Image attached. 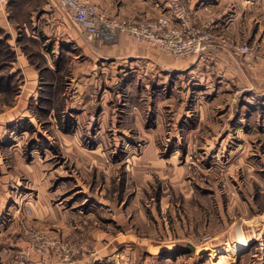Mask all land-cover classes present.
<instances>
[{
  "label": "rangeland",
  "instance_id": "374dc122",
  "mask_svg": "<svg viewBox=\"0 0 264 264\" xmlns=\"http://www.w3.org/2000/svg\"><path fill=\"white\" fill-rule=\"evenodd\" d=\"M50 1L0 0V264H264V1L218 30L180 0L204 65L170 79Z\"/></svg>",
  "mask_w": 264,
  "mask_h": 264
},
{
  "label": "crops",
  "instance_id": "0c3cea01",
  "mask_svg": "<svg viewBox=\"0 0 264 264\" xmlns=\"http://www.w3.org/2000/svg\"><path fill=\"white\" fill-rule=\"evenodd\" d=\"M87 1L96 4L102 11H104L106 14H108L110 17L116 20L130 21V22H139V21L154 19L162 14L167 13L166 11L168 8V0H87ZM50 2L60 13L59 16L60 19L64 20L66 19V17L70 19L69 15L59 7V5L55 0H51ZM191 3L194 7L196 16L199 17V19H204V20L208 19V21H212L214 27H216V29L218 30H223V29L234 30L235 28L237 29V27L244 19V17L248 19V22H251L252 20V4L254 3L252 0H244L243 2H241V0H191ZM48 10L49 8L45 7L44 8L45 13H41L39 16H37V14L36 13L34 14L33 12V14L31 15V19L33 20L39 19V21L40 19H44V17L48 15L49 12ZM57 23L60 22L57 21ZM258 33L263 35V41H264V26L263 29L262 27L259 26ZM121 39H122V42L120 43L122 45L121 49L125 50L124 54L128 55L126 56V63H130L131 65L134 64L139 65V63L144 64L146 62L149 63L148 61L149 56H145L147 55V53H144V51H142L144 49L141 50L139 47H135L134 50L132 51L128 47L127 44L128 42H125L127 38L122 37ZM95 42H97V45L101 46V48L99 49H97V47L94 48L92 50L93 55H95L96 58L98 59L105 58L104 56H106L107 52L110 51V49L107 50L108 47L107 42L105 41L104 38H100V37L97 38ZM124 45H127V47H124ZM155 46L151 45L150 47L151 49L149 51L156 52L158 58L156 57V61L154 65L161 68L160 72L162 73L159 75L165 74L166 79L167 78L170 79V76H172L175 73H180L182 71H187V73L189 74H194L197 71L201 70L202 69L201 67L204 65L202 58L196 61V58L191 59L187 57L183 58L182 59L183 62L179 64L178 62H176L175 59H173V57L168 55L164 50H162L158 46L156 47ZM196 55H198V53ZM227 55L229 54L227 53ZM113 63H115V61L110 62L109 65H112ZM248 240L250 241V243L252 242V239H248ZM235 245H236L235 243L231 245L230 250L233 253L247 251V250H241L235 252L233 249ZM227 248L228 245L226 246V249ZM249 248H252V246H250ZM216 251L217 250L214 249V252L213 251L212 252L216 253ZM224 253L226 252L224 251ZM243 259L240 264H243L244 261L246 260L245 257ZM237 261L238 260L234 258L232 259V262L229 260V262L232 264H237Z\"/></svg>",
  "mask_w": 264,
  "mask_h": 264
},
{
  "label": "built area",
  "instance_id": "2783aa9c",
  "mask_svg": "<svg viewBox=\"0 0 264 264\" xmlns=\"http://www.w3.org/2000/svg\"><path fill=\"white\" fill-rule=\"evenodd\" d=\"M7 1V0H2ZM60 8L84 29L89 40L105 37L114 38V29H127L137 41L159 46L173 58L197 53L200 45L196 34L189 30L186 10L179 0H168L167 13L154 19L127 24L118 22L102 11L97 5L87 0H56ZM123 23V24H119ZM112 29V30H111ZM238 50L247 55L252 54L248 44H240Z\"/></svg>",
  "mask_w": 264,
  "mask_h": 264
},
{
  "label": "bare ground",
  "instance_id": "6f19581e",
  "mask_svg": "<svg viewBox=\"0 0 264 264\" xmlns=\"http://www.w3.org/2000/svg\"><path fill=\"white\" fill-rule=\"evenodd\" d=\"M238 231H239V240L237 241L235 247H233L235 252L245 250V249L249 248L251 245L250 241L247 238H245V236L243 235L240 227H239ZM241 237H244V238L240 239ZM224 254H226V253H224L223 251H222V253H220V256H219L220 260L219 261L225 260V258H228V255H224Z\"/></svg>",
  "mask_w": 264,
  "mask_h": 264
}]
</instances>
